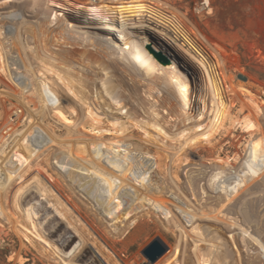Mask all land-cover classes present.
<instances>
[{"label": "bare ground", "instance_id": "bare-ground-1", "mask_svg": "<svg viewBox=\"0 0 264 264\" xmlns=\"http://www.w3.org/2000/svg\"><path fill=\"white\" fill-rule=\"evenodd\" d=\"M74 1L77 3L65 1V4H61L54 0H0V72L10 85L0 81V99L10 104L8 108L3 106L0 113V220L5 227L28 241V235L23 232L25 230L40 240L43 248L53 252L62 264H75L73 256L55 248L53 243L41 237L36 230V213L42 203L30 200H33L31 195L34 191L39 193V196L45 195L47 190L42 180L35 178L33 191H17L14 203H17L19 210L15 209L16 207L5 208L3 204L14 183L52 146L57 149L48 157L53 159L55 170L64 176L77 195L79 193L94 207L95 213L101 219L110 224L111 231L116 235L119 233L123 238L130 236L143 222L142 216L151 209L162 215L166 222L180 233L184 246L177 244L174 257H181L182 264L185 258L194 264H258V260L264 264V239L259 236L256 228L248 226L250 221L246 219L249 208L254 211V208L264 204L263 146L250 148L238 171L233 172L232 169V172H227L223 167H218L214 172L211 170L209 175L202 171L195 173L197 175L193 176L192 173L188 176L187 172V178L183 179V185L179 187V183L174 182L172 178L166 181V178L160 177L161 184H155L151 174L158 168L159 161L154 160L147 149L138 148L139 144H136L138 147L131 146L125 137H110V140H106L97 134V137L68 136L61 139L62 136H56L54 130L42 122L47 113L54 111L58 114L57 110L61 107L68 111L80 109L85 119L94 122V116L97 114L93 112L92 95L85 93L82 88L94 83L90 80L93 79V74L92 78H87L88 72L97 67L106 77L108 73L116 76L119 69L129 81H124L125 77H121L124 75L120 74L121 78H111L115 83L109 80V76L108 79L104 78L109 80H105L106 84L101 83L106 85V88L103 86L106 89L105 94L115 104L127 108L129 103L123 93L127 91L131 96H136L142 106L146 105L148 98V101L153 100L154 105L157 104L156 108L165 111L168 97H171L175 101V109L179 110L186 120L192 119V125L181 131L182 134L188 135V142L193 145L200 141L210 144L206 135L208 112L206 113L205 104L194 107L195 101L187 69L173 54L167 52L164 45L149 40L146 32H136L146 27L143 23L153 19H166L164 12L153 7L150 0ZM206 1L201 4L203 7H197L196 12L208 9ZM158 3L164 4L160 1ZM26 13L28 15H25ZM26 17H33L34 20ZM134 18L140 22L128 23ZM145 19L147 20L142 23ZM27 23L33 24L34 28H27ZM22 33L40 38L42 44H38L39 51L21 37ZM148 43H151L153 50L168 54L170 60L167 64L155 59L145 47ZM214 53L220 74L225 77L224 63L217 52ZM207 69L205 68L208 89L216 98L218 84L212 70L209 73ZM70 72L79 76V83H76L77 78ZM83 77L90 80L89 83L85 82ZM92 86L93 84L91 88ZM153 90L161 92V100L154 97ZM246 97L255 111L262 113L258 104L249 96ZM81 104L85 109H82ZM171 105L166 113L170 119L177 112ZM212 108L207 107L211 113L209 119L212 114L218 112ZM228 112L225 113L224 110L222 113L220 127L228 119L231 128L238 125L249 137L257 136V127L250 120L232 119ZM25 116L26 123L19 129L20 120H24ZM113 121L116 124L118 118H113ZM122 123L118 122L121 128ZM65 127L69 134L70 127ZM222 163L227 164L226 161ZM155 174L160 176L162 173ZM201 181L204 184L200 186L199 193L196 185ZM188 192L191 197L194 196L192 199L196 198L194 200L197 203H192ZM55 210L79 236L81 248L85 247L87 240L84 232L78 231L63 212V207ZM20 215L27 221L25 227L18 221ZM227 234L229 236H226ZM226 237H229L231 244ZM188 240L193 244L189 255L185 249ZM199 243H204L205 246L199 248ZM14 256L10 254L9 259Z\"/></svg>", "mask_w": 264, "mask_h": 264}, {"label": "rangeland", "instance_id": "rangeland-1", "mask_svg": "<svg viewBox=\"0 0 264 264\" xmlns=\"http://www.w3.org/2000/svg\"><path fill=\"white\" fill-rule=\"evenodd\" d=\"M54 1L61 4H65V1L77 3L74 0ZM150 1H152L153 7L162 10L167 17L163 21L153 19L143 23L147 19L142 20L143 25L146 27H142V30L138 29L136 32H146L145 34L149 40L164 45L167 52L173 54L180 64L187 69L188 79L192 87V96L195 101L194 107L197 108L205 104L206 113L208 112L206 135L210 140V144L207 145L198 141L199 143H197V145H193L188 142V138H186L188 135L186 136V133L182 134L181 131L192 125V119L186 120L181 112L175 109L173 106V104L175 105V101L171 97H168V106L165 107V111L161 108L158 109L159 107L156 108L157 104H155V107L154 101L151 99H149L151 101H148L145 95L141 96H144L143 98L145 99L147 98V103L144 105L145 107L142 106L137 100V97L134 95H132V97L127 91H125L126 93L123 92L126 94L125 96L129 103L127 108L125 107V109L115 104L110 97L105 94L106 89H104L103 86L106 88V85L101 83H104L105 80L106 82L110 80L115 83V77H125L124 79L126 80L124 81H129L123 72H119V69L116 76H112L111 73H108L109 75L107 74L106 77V74L104 72L102 73L97 67H94L95 70L91 69V71L96 72L98 69L99 73H92L90 70L88 72L90 75H88V79H90L89 77L92 78L91 75L93 74V79H90L91 82H94L92 83L93 86L91 88L92 84L90 83L91 85L87 87L83 86L82 88L85 89V93L92 95L93 100H91V104L94 110L93 112L97 114V116H94V119H97H95L96 121L94 120L93 122L85 119L80 109L68 111L61 107L57 110L58 114L54 111L47 113L43 117L42 122L51 127L54 133H56V136L59 138L62 136L63 138L61 139H65L68 136L80 137L94 135V137H97V134L98 137L102 135L103 137L101 138H106V140H110V137L112 139L125 137L124 139H126L128 143L130 141L129 144H131V146H139L138 148L142 150H144V148L145 150L147 149L149 154L151 153L150 155H153L154 160L159 161L157 164L160 163L158 168H156V170L154 169L151 174L153 182H156L155 184L161 182L162 179H160V177L163 179L166 178V181L172 178L174 182L177 184L179 183L178 186L180 187L183 185L182 183L185 178H187V172L188 176L192 173L193 176L197 175L202 171L205 175H207V173L209 175L218 167H223L227 172L228 170L232 172V169L233 172L238 171L239 166L243 159H245L247 151H249L250 148L258 145L264 147V0H207L208 9L197 10V12V7H203L201 4L204 3L205 0ZM158 1L164 4L159 5ZM25 15L28 14L26 13ZM26 18L34 20L33 17ZM136 19L137 18H134V20L132 19V21L128 23L140 22ZM26 25L29 29H32V27L34 28L33 24L30 25L29 23L28 25L27 23ZM42 28H45L44 25H42ZM149 34L151 36H149ZM21 37L39 51V46L42 44L40 38L32 35L30 36V34L26 33H22ZM39 43L40 45L38 46ZM145 47H147L146 49L162 64H167L170 60L168 54L165 52L153 50L151 43L146 44ZM214 52H217L224 63L225 77L220 74L219 67L216 65V60L214 59L216 55ZM205 68H208L207 70L209 73H211L212 70L213 76L216 79V84H218V96L216 98L213 97L211 90L208 89L209 85ZM70 73L74 78H77L76 83H79V76L74 72ZM108 76L109 80H107ZM113 77L114 79H111ZM86 79L84 81H88L89 83L90 80ZM94 79H96V81ZM102 80L104 81L102 82ZM0 81L9 85V82H6V78H4L1 72ZM106 82L104 84H106ZM1 86L0 83V87ZM240 87L244 90H241ZM139 91H141V89H139ZM159 93L161 92L159 91ZM159 93L157 90H153L154 97L161 100V94ZM100 96L102 97L100 98ZM246 96H249L258 104L262 113L258 114L255 111L254 106L247 100ZM201 102L202 104H200ZM9 105V102L0 99V113L3 106L8 108ZM170 105L177 111L174 113L175 116L173 115L171 119L166 115ZM81 107L85 109V106L82 104ZM207 107L209 109L213 107L212 109L218 111L217 114H215L216 112L212 114L210 119L209 116L211 113H209ZM130 109H132V111ZM224 110L225 113L229 111V117L232 119H239L238 121H241L240 119L250 120L251 123L257 127V136L249 137L238 125V127L233 126L231 128L228 119L225 120L223 126L220 127V121ZM115 117L118 118L116 122L117 125L115 121H113ZM25 119L26 116L24 120L23 118L20 120L19 129L23 128V123H26ZM110 120L114 123L109 122ZM118 122L124 123H122V128L120 124L118 125ZM66 125L70 127L71 132H69V134H67ZM136 144L139 145L137 146ZM56 149L57 148L52 146L49 147V149L30 166L27 170L28 172H25V175L22 174L23 177L21 176V178L14 183L11 187V189H13L8 191L7 197L4 200L3 204L5 208L16 207L15 209L18 208L17 210H19L17 203H14L15 194L19 189L23 191H33L32 186L35 178H37L40 181L42 180L41 182L47 191L45 195L42 196H39V193L35 191L32 192L31 195L33 200L30 201L42 203L40 209L38 208L39 212L36 213V230L41 237L53 243L55 248L59 250L62 249L64 253L73 256L75 264H91V262L94 261L96 262L95 264H182L180 261L181 257H174L177 244L179 243L181 247L184 246V242L181 240L182 237L180 233L169 225L165 218L156 211L147 209L149 212L144 214L141 218L143 222L126 238H123L121 234V236H119V233L116 235L115 232L111 231L112 227L110 224L101 219L95 213L94 207H91V204L79 193L77 195L76 191L68 184L67 180L63 178L64 176L55 170L53 159H50L51 157L48 156H51ZM222 161H226L227 164H223ZM211 170L212 172H210ZM155 173L162 174L156 176ZM202 184H204L203 181L197 183L198 186L196 185L197 189H199V193H201L200 188ZM262 188L264 189V182ZM50 192L52 195L49 194ZM46 193L49 197H45L47 196ZM31 197H28V199ZM192 197L188 192V198L192 203H197L195 201L196 198L192 199ZM203 202L201 201V203ZM62 207L63 212L67 214L78 231L82 230L84 232L83 235L87 240V247L81 248L79 236L74 233L72 228L62 220L55 210L56 208L57 210L62 209ZM252 209L253 208H249L248 210L249 214L247 213L246 219L250 222L248 224V221L245 219L246 223L248 226L256 228L259 236L264 239V204L259 208H254V211H252ZM24 218V216L20 215L18 221H20V225L25 227L27 221ZM252 219L254 220L252 221ZM255 219H257V221ZM251 222L253 224H251ZM63 228L72 235V238H69L66 233H64ZM23 232L28 235V241L21 239L19 235L8 230L0 220V264H62L53 252L43 248V244L40 240H37L36 237L25 230ZM226 236L229 235L227 234ZM228 238L229 237H226L231 244ZM155 239L160 240L164 252L155 262H149L142 254V251ZM21 242H23L24 245H22ZM188 242L187 248L185 249L187 252L186 254L189 255L191 253L188 252L189 250L192 251L193 244L189 240ZM197 245L199 248L205 246L204 243H199ZM10 254L15 255L11 260L9 259ZM262 262L263 261L258 260L256 263L263 264ZM185 263L194 264L193 261L188 258H185L184 264Z\"/></svg>", "mask_w": 264, "mask_h": 264}, {"label": "water", "instance_id": "water-1", "mask_svg": "<svg viewBox=\"0 0 264 264\" xmlns=\"http://www.w3.org/2000/svg\"><path fill=\"white\" fill-rule=\"evenodd\" d=\"M63 231L69 238H72V235L65 228H63ZM163 252L164 248L162 246V243L159 239H155L143 249L142 254L149 262H155L157 258L162 255Z\"/></svg>", "mask_w": 264, "mask_h": 264}, {"label": "built area", "instance_id": "built-area-1", "mask_svg": "<svg viewBox=\"0 0 264 264\" xmlns=\"http://www.w3.org/2000/svg\"><path fill=\"white\" fill-rule=\"evenodd\" d=\"M59 1V0H58Z\"/></svg>", "mask_w": 264, "mask_h": 264}]
</instances>
